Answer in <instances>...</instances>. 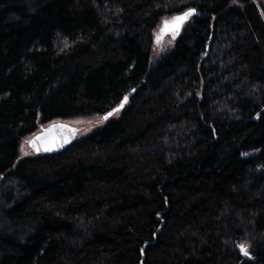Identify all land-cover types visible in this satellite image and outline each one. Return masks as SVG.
Instances as JSON below:
<instances>
[{"label": "trees", "instance_id": "16d2710c", "mask_svg": "<svg viewBox=\"0 0 264 264\" xmlns=\"http://www.w3.org/2000/svg\"><path fill=\"white\" fill-rule=\"evenodd\" d=\"M0 264H264V0H0Z\"/></svg>", "mask_w": 264, "mask_h": 264}, {"label": "water", "instance_id": "95a60500", "mask_svg": "<svg viewBox=\"0 0 264 264\" xmlns=\"http://www.w3.org/2000/svg\"><path fill=\"white\" fill-rule=\"evenodd\" d=\"M188 11H185L183 13L174 16L172 20L168 22L167 30H165V24H163L160 32L162 34H167L173 31L180 32L183 25L195 15V11L186 19L178 21L175 18L182 17ZM125 98L123 99L120 107H122L127 101V99ZM110 113L111 115H108L109 113L106 115L107 118L111 117L114 111H111ZM77 133H78V128L74 123L63 122V121L53 122L43 127L38 133L33 135L28 140L27 144L28 147L33 151L34 155H52L57 152H61L65 150L67 147H69L72 144V142L75 141L77 137Z\"/></svg>", "mask_w": 264, "mask_h": 264}, {"label": "rangeland", "instance_id": "374dc122", "mask_svg": "<svg viewBox=\"0 0 264 264\" xmlns=\"http://www.w3.org/2000/svg\"><path fill=\"white\" fill-rule=\"evenodd\" d=\"M171 20H172V18H170V19L168 18V19L162 20L159 23V26L157 28L158 32L161 31V28H162L163 24H165V22H170ZM156 37L157 38H156V41H155V44H154L153 54L154 55H160L161 53H163L165 51V49L167 47L172 45L173 36H172V34H163V35H161V34L158 33V35ZM95 121H102V119H100L99 117H95V118H92L90 120L72 122L78 128V133H77V137L76 138H80V137L86 135L89 132V130L92 128L91 124L93 122H95ZM29 139H27L25 142L22 143L21 150H20V156L21 157L33 154V151L28 147V144H27Z\"/></svg>", "mask_w": 264, "mask_h": 264}, {"label": "snow or ice", "instance_id": "6c2138e0", "mask_svg": "<svg viewBox=\"0 0 264 264\" xmlns=\"http://www.w3.org/2000/svg\"><path fill=\"white\" fill-rule=\"evenodd\" d=\"M195 10H189L188 12H186L182 17H177L175 18L176 20H183V19H186L188 16H190L191 14H193ZM168 28V22H165V30H167ZM127 99V98H125ZM108 115H111V113H109ZM104 119H107V116L104 117ZM239 248H240V251L243 255H250L249 252H248V247L244 244H241L239 245Z\"/></svg>", "mask_w": 264, "mask_h": 264}, {"label": "bare ground", "instance_id": "6f19581e", "mask_svg": "<svg viewBox=\"0 0 264 264\" xmlns=\"http://www.w3.org/2000/svg\"><path fill=\"white\" fill-rule=\"evenodd\" d=\"M11 226V225H10Z\"/></svg>", "mask_w": 264, "mask_h": 264}]
</instances>
